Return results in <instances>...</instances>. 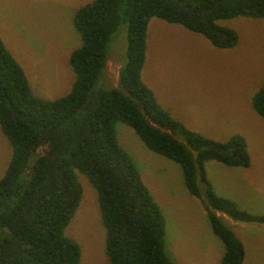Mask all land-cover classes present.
<instances>
[{"label":"trees","instance_id":"trees-1","mask_svg":"<svg viewBox=\"0 0 264 264\" xmlns=\"http://www.w3.org/2000/svg\"><path fill=\"white\" fill-rule=\"evenodd\" d=\"M237 16L264 17V0L88 1L73 20L81 35L69 59L76 79L66 95L54 99L34 94L0 36V125L11 145L0 177V264H80L81 245L65 233L82 199L78 172L97 190L109 264H173L165 214L120 143L118 121L149 149L180 164L188 191L201 199L224 244L221 264H243L244 246L218 212L259 223L264 214L218 194L206 162L249 167L247 138L237 133L218 140L192 130L162 106L142 76L153 17L201 33L218 48H232L239 34L221 20ZM122 25L119 82L105 88L100 79ZM252 104L264 118V84Z\"/></svg>","mask_w":264,"mask_h":264},{"label":"rangeland","instance_id":"rangeland-1","mask_svg":"<svg viewBox=\"0 0 264 264\" xmlns=\"http://www.w3.org/2000/svg\"><path fill=\"white\" fill-rule=\"evenodd\" d=\"M88 1L0 0V36L25 69L35 95L54 99L71 90L76 73L69 59L81 44L73 20ZM221 23L239 34L232 48H218L201 33L153 17L142 76L162 106L192 130L218 140L237 133L247 138L251 167L240 173L238 167L209 160L208 177L218 194L248 212L264 214V118L252 104L264 84V17L237 16ZM123 26L115 34L117 42L100 79L105 88L119 82ZM116 132L162 207L166 251L173 264H221L224 244L201 199L188 191L180 164L149 149L125 122L116 123ZM10 157L11 145L0 125V177ZM78 177L82 199L65 233L81 245L80 264H109L97 190L85 174L78 172ZM218 213L244 246L243 264H264V223Z\"/></svg>","mask_w":264,"mask_h":264},{"label":"crops","instance_id":"crops-1","mask_svg":"<svg viewBox=\"0 0 264 264\" xmlns=\"http://www.w3.org/2000/svg\"><path fill=\"white\" fill-rule=\"evenodd\" d=\"M148 53H149V49H148ZM159 100V99H158ZM159 102L161 103V101L159 100ZM206 135V134H205ZM251 165H252V159H251ZM251 165L249 166V167H238V168H240L241 169V171H239L240 173H244L243 172V170H248L250 167H251ZM233 167V166H232ZM235 168V167H234ZM242 175H244V174H242ZM245 176V175H244ZM229 198V197H228ZM232 199V198H231ZM234 200V199H233ZM236 201V200H235ZM219 214V213H218ZM220 215V214H219Z\"/></svg>","mask_w":264,"mask_h":264}]
</instances>
